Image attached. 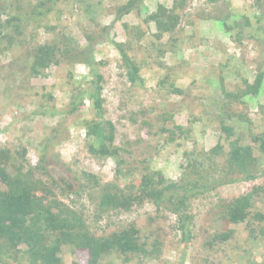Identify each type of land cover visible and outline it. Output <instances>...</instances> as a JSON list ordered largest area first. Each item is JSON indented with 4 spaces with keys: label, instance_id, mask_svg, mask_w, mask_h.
Segmentation results:
<instances>
[{
    "label": "rangeland",
    "instance_id": "374dc122",
    "mask_svg": "<svg viewBox=\"0 0 264 264\" xmlns=\"http://www.w3.org/2000/svg\"><path fill=\"white\" fill-rule=\"evenodd\" d=\"M41 1L51 7L49 13L36 14ZM127 1L0 0V22L8 21L7 27H1L6 37L0 40V150L14 152L25 147L31 165H36L44 154L42 158L51 176L60 185L70 183L75 190L78 181L74 177L80 176L81 171L94 173L108 182L114 179L116 165L112 159L100 163L87 152L84 132L78 125L94 118L89 100L84 99L74 113L66 111L73 96L77 97L83 88L92 87L94 77L90 70L81 63L63 62L40 75L33 76L30 71L36 47L62 33L84 48L85 35L97 37L102 28H107L108 39L95 40L98 44L93 55L95 62L106 63L99 68L104 76L101 93L104 119L115 125L116 144H124L131 152L125 155L123 165L126 174L129 172L128 178L119 180L120 183L139 178L152 167L172 181H179L183 175L184 181H195L200 174H192L186 166L188 162L202 161L204 165H199L202 169L221 164L223 156L207 158L206 154L221 136L225 139V134L220 124L207 121L212 115L222 114L223 105L231 104V109L245 122L250 120L231 124L226 119L227 125L236 127L232 140L240 138L242 143L256 148L253 136L264 135V81L256 97H241L244 104L225 96H240L246 83H252L260 71L264 73L261 14L264 7H257L253 0H220L215 4L190 0L173 35L178 42L171 50V38L166 35L160 41L153 39V25L145 23L135 11L119 20L114 18L110 9ZM143 3L147 7V12L142 11L144 17L154 12L158 4L170 5V0ZM39 11L44 12V8ZM223 19L232 25L230 32L223 27ZM124 26L129 30L139 28L144 33L128 51L132 59L141 62L139 74L143 83L135 87L124 76L120 55L110 44L113 40L125 42L128 33ZM161 81L164 87L160 92ZM171 85L181 93H175ZM131 114L135 123L129 120ZM170 115L177 125L189 129L190 139L167 142L160 128L171 126L172 121L164 122ZM223 139L219 141L226 155L229 146ZM184 151L190 153L188 159ZM213 186L216 184L203 195L189 199L188 209L183 213L189 219L183 220V230L179 229L182 222L177 213L165 206L157 210L148 202L133 207L130 212L113 215L100 226L104 233H109L134 223L147 236L149 247L153 241L161 240V253L157 257L126 264H264V220L254 219L257 212L264 215V194L251 209L249 220L238 225L222 218L217 208L256 186L264 187V178L217 185L215 189ZM0 191H6L2 183ZM64 202L75 209H79L78 204H84V212L89 216L93 213L95 201H89L87 195H72ZM165 203H169L167 197ZM231 230L234 235L229 240L213 246L207 243L214 234ZM182 232L187 236L185 240ZM63 256L67 264H87L88 260L84 251L74 250L70 254L66 248ZM115 262L122 264L120 260Z\"/></svg>",
    "mask_w": 264,
    "mask_h": 264
},
{
    "label": "trees",
    "instance_id": "16d2710c",
    "mask_svg": "<svg viewBox=\"0 0 264 264\" xmlns=\"http://www.w3.org/2000/svg\"><path fill=\"white\" fill-rule=\"evenodd\" d=\"M143 1L128 0L119 6L112 7L111 14L119 20L124 15L135 11L145 23L153 25L154 32L151 35L153 39L160 41L167 35L171 38V50L174 49L178 41L173 35L190 0H170V5L158 4L154 12L144 17L142 11L147 12V7ZM218 1L220 0H206V3L215 4ZM253 2L257 7H264V0H253ZM45 5L46 2H39L36 14L49 13L51 7ZM41 8H44V12L39 11ZM261 14L264 17V11ZM221 22L226 28V32H230L232 25H227L224 19ZM245 23H248L247 17H245ZM7 25L8 21L0 22V40H4L6 37L2 34L1 27H7ZM14 28L20 32L18 27ZM124 28L128 33H126L125 42L120 43L113 40L110 41V44L120 55V67L124 71V76L135 87L143 83L139 74L141 62L132 59L128 51L132 50L131 44L136 40L139 41L144 33L139 28L131 30L127 26ZM50 29L52 30V28ZM85 37L87 45L84 48H81L79 43L65 33L38 45L33 52L30 71L33 76L40 75L42 71L52 65L59 66L63 62H69L72 65L81 63L90 70L94 77L91 81L92 87L83 88L77 97L73 96L66 111L74 113L84 102V99L89 100L90 107L94 110V118L83 120L78 127L83 129L85 147L93 158L100 163L108 159L115 162L114 179L103 182L100 176L81 171L80 176L74 177L78 181V187L75 190L70 183L60 185L51 176L45 166L46 162L42 158L44 154L40 156L36 165H31V162L26 158L27 149L25 147L14 152L9 149L0 150V183L6 187V191H0V264H67L63 260V248L68 249L70 254L74 250L84 251L88 258L87 264H117L115 262L117 260L126 264L133 260L140 262L142 259L155 258L161 253V240L153 241L149 247L148 241H146L147 236L145 237L144 232L134 223L109 233H104L100 223L110 219L113 215L130 212L133 207L148 202L155 205L157 210H160L161 206H165L173 213H177L178 219L182 222L179 229L183 230V220L189 219L188 215H183L188 209L189 199L203 195L204 191L209 189L213 183L216 186H213L212 189H215L217 185H227L237 181L253 182L264 178V135L253 136L252 141L257 145L256 148L253 145L242 143L240 138L232 140L231 136L236 127L227 125L226 119L231 124L235 122L245 124L250 120L245 122L231 109V104H228L220 106L221 109L223 108L222 114L212 115L211 119L207 121L217 123L218 126L220 124L219 127L225 134V139L221 136L215 146L206 154L207 158L208 156L209 158L223 156L224 160L221 164L202 169L199 166L200 164L204 165L202 161L188 162L186 166L191 170V173L200 174L195 181H184L186 178L184 175L179 181H172L167 179L160 170H155L152 167L148 168L141 177L130 179L123 184L120 183L119 180L125 181V178H128L129 172L126 174L123 165H125V155L129 156L131 152L125 148L124 144H116L115 125L104 119V100L101 96L104 76L99 68L106 63L95 62L93 55L95 44H98V42L94 43L95 40L100 38L107 40L108 31L104 27L102 33L97 37L89 34ZM263 81L264 73L260 71L252 83L245 84V89L240 96L237 97L233 94H225V96L244 104L240 101L241 97H256L262 88ZM159 87L161 92L164 81L160 82ZM172 87L173 85H171V89L175 93H181V90ZM215 103V101L212 102L213 106ZM133 115L131 114L129 120L135 123ZM172 117L171 115L166 116L164 122H171ZM233 117H237L236 121L232 120ZM143 125L148 127L146 121H143ZM160 132L167 136V142L190 139L189 129L177 125L173 121L171 126H162ZM222 139L229 146L226 155L224 146L219 141ZM183 154L188 159L190 153L184 151ZM263 194L264 187L256 186L244 195L228 202L224 201L222 205H217V208L220 209L222 218L233 225H238L249 220L251 209L262 200ZM72 195H87L89 201H95L92 215L89 216L84 212V204H78L80 205L79 209H75L64 202ZM166 197L168 204L165 203ZM71 203L75 204L73 201ZM254 219L264 220V215L257 212ZM151 233L152 236L155 232ZM251 233L253 234V230ZM182 235L185 240L187 236L183 232ZM233 235V230L216 233L207 243L211 246L214 243L217 245L229 240ZM250 264L261 263L251 262Z\"/></svg>",
    "mask_w": 264,
    "mask_h": 264
}]
</instances>
